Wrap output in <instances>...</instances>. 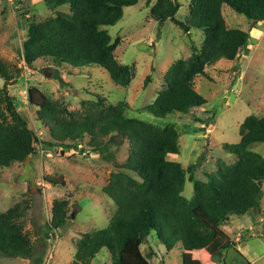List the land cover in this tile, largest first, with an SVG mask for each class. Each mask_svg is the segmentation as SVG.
Segmentation results:
<instances>
[{
    "label": "trees",
    "instance_id": "trees-1",
    "mask_svg": "<svg viewBox=\"0 0 264 264\" xmlns=\"http://www.w3.org/2000/svg\"><path fill=\"white\" fill-rule=\"evenodd\" d=\"M54 16L38 22L25 18L27 34L22 43V56L30 68L40 60L52 62L59 70L55 80L66 84L60 69L84 72L100 68L108 73L119 87L128 89L133 72L120 64L115 51L121 44L113 42L107 27L115 26L124 16V9L138 5L139 0H45ZM153 0H147L150 7ZM67 6L69 12L57 11ZM229 7L249 21H264V0H191L190 18L185 22L176 18L180 10L178 0H156L151 18L159 25L171 21L185 33L203 31V43L190 59L175 61L164 76L165 88L155 100L141 109L158 119L184 115L193 108L207 104L196 89V78L206 77V68L221 60L235 61L248 50L250 33L229 28L223 8ZM19 69L0 59V168L23 163L36 154L37 144L45 151L78 148L98 154L113 164L109 183L103 192L113 202L115 210L106 228L82 234L76 245L71 264H91L105 249L113 257V264H148L142 248L155 235L167 252L201 251L211 247L216 239L222 257L226 250L236 247L223 230L233 217L249 213L259 215L264 198V158L251 147L264 143V117H247L241 125V141L225 145L237 162L217 166V172L206 175V181L196 178V163L187 169L169 159L180 154L178 130L173 126L158 127L130 118L129 104L107 102L97 97L80 110L71 111L63 102L53 101L42 90L30 87L27 100L36 109L37 119L46 129L49 140L41 141L30 128L28 119L19 110L9 87L18 84ZM152 77L144 82L146 88ZM23 86V84L18 85ZM107 100V101H106ZM116 137L128 142V158L116 160L111 151ZM119 149V148H117ZM51 187H65L57 177H46ZM187 182L194 185L191 201L184 197ZM16 205L0 214V256L30 259L35 245L19 222L31 208ZM69 200H55L53 219L47 230L61 229L68 221ZM45 240L48 234L45 233ZM214 246V245H213ZM40 258L37 264H42ZM228 264V263H226Z\"/></svg>",
    "mask_w": 264,
    "mask_h": 264
},
{
    "label": "rangeland",
    "instance_id": "rangeland-1",
    "mask_svg": "<svg viewBox=\"0 0 264 264\" xmlns=\"http://www.w3.org/2000/svg\"><path fill=\"white\" fill-rule=\"evenodd\" d=\"M178 2L180 10L176 18L185 22L190 18L191 0ZM155 3L153 0L149 7L147 0H139L138 5L124 9L119 23L105 28L113 42L121 40L115 58L120 64L131 67L134 74L128 89L117 86L100 68L72 72L70 76L71 70L62 68L66 85L61 87L54 78L59 68L48 60H40L27 79L18 76V84L9 87V92L41 141L49 140V135L38 122L36 109L27 100L30 87L39 88L53 101L63 102L71 111L83 109L87 102L97 97L108 98L106 101L112 104L126 101L130 118L158 127H175L180 134V154L170 155L169 159L184 169L199 163L196 178L206 181V175L216 173L219 164L237 162V157L226 152L224 146L241 141L244 120L251 115L264 117V21L251 22L224 7L228 27L249 31L251 45L235 61L221 60L206 68V77L196 78V89L206 99V105L184 115L158 119L141 109L151 104L157 93L165 88L164 76L171 65L179 59H190L194 50L201 48L203 31L197 29L187 34L171 21L159 25L150 15ZM57 11L69 12V8L65 6ZM54 13L45 0H0V59L18 69L27 34L24 17L41 22L53 17ZM149 75L152 80L144 88ZM21 84L23 86H18ZM0 85H3L2 80ZM121 140L116 137L111 151L116 152L117 162L124 163L129 145ZM82 148L85 144L61 153L60 148L45 151L37 144L36 154L28 163L29 169L23 163L0 168V214L16 205L24 207L29 202L31 208L19 224L36 247L30 259L0 256V264H37L40 258L42 264H71L82 234L107 227L115 207L103 189L109 183L113 164ZM251 151L264 158V143L253 145ZM50 176L63 179L66 186L51 187L45 182ZM184 197L189 201L194 197V185L190 182L185 185ZM63 199L70 202L68 221L61 229L50 232L47 224L53 219V203ZM259 217H263L261 224L251 213L233 217L230 223L223 225L222 230L236 241V247L226 250L221 259L217 247L221 239H216L214 246L205 250L202 257L178 249L167 252L155 235L149 238L142 251L148 264H264V211ZM91 264H113V257L103 249Z\"/></svg>",
    "mask_w": 264,
    "mask_h": 264
},
{
    "label": "built area",
    "instance_id": "built-area-1",
    "mask_svg": "<svg viewBox=\"0 0 264 264\" xmlns=\"http://www.w3.org/2000/svg\"><path fill=\"white\" fill-rule=\"evenodd\" d=\"M18 69H19V71H20V73H19V77H20L21 79H27V78L29 77V75L32 74V68H30V67L26 64V62H25L23 56H22V60H21L20 63H19V67H18ZM228 264H233V263H228Z\"/></svg>",
    "mask_w": 264,
    "mask_h": 264
},
{
    "label": "crops",
    "instance_id": "crops-1",
    "mask_svg": "<svg viewBox=\"0 0 264 264\" xmlns=\"http://www.w3.org/2000/svg\"><path fill=\"white\" fill-rule=\"evenodd\" d=\"M263 201L264 200H262V204H261L262 212L259 215H256L257 216V219H259L260 224L263 223V217H259L261 214H263V211H264ZM249 214H251V213H249ZM249 214H247V215H249ZM255 222H256V220H255ZM263 227H264V224H263ZM205 250H207V249H204V250H201V251H185V252H189V255L198 254V255H200L202 257V254H203V252ZM182 252L184 253V251H182ZM218 252H219V250H218ZM219 258L221 259V255H219ZM228 263H231V262H228Z\"/></svg>",
    "mask_w": 264,
    "mask_h": 264
},
{
    "label": "water",
    "instance_id": "water-1",
    "mask_svg": "<svg viewBox=\"0 0 264 264\" xmlns=\"http://www.w3.org/2000/svg\"><path fill=\"white\" fill-rule=\"evenodd\" d=\"M45 74H46V76H49V74L46 73V71H45ZM29 162H30V157L27 158V160L24 162L25 166H27L28 169H29V166H28V163H29Z\"/></svg>",
    "mask_w": 264,
    "mask_h": 264
}]
</instances>
